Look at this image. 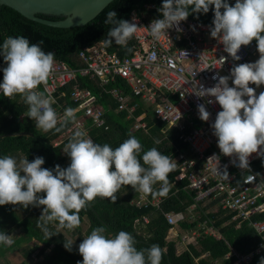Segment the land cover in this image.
<instances>
[{"label":"clouds","instance_id":"obj_1","mask_svg":"<svg viewBox=\"0 0 264 264\" xmlns=\"http://www.w3.org/2000/svg\"><path fill=\"white\" fill-rule=\"evenodd\" d=\"M209 6L213 12L209 34L222 43L223 51L232 60L241 59L238 55L241 45H248L253 38L259 53L254 62L233 64L229 75L214 74L216 83L213 86L201 84L197 87L193 81L191 87L197 97H214L219 104L220 110L211 124L219 152L234 157L230 162L246 170L252 153L260 156L264 163V90L257 95L249 86L250 82L257 87L264 85V0H235L231 6L228 0H162L157 9L161 16L151 21L149 32L154 39H159L170 28L181 31L180 22L190 12L207 13ZM104 23L112 25L103 40L106 47L113 42L126 45L138 28L135 23L117 19L113 10L106 14ZM41 43H30L23 35L7 36L0 43V57L7 62L0 68L3 73L0 92L6 97L21 94L28 105L27 117L34 119L37 128L59 131L64 123L75 119L76 109L65 108L58 125L51 106L53 98L44 92L33 91L38 84L47 82L54 65V53L45 52ZM225 59L224 56L219 58L221 65ZM229 78L233 86H229ZM207 103H213V100L208 99ZM197 110L199 119L207 121L210 113L204 104H198ZM63 150L70 158L64 168L58 164L52 169L41 167L44 164L42 156L31 161L25 158L20 162L21 166H17L12 156H0V205L19 204L25 208L42 205L37 227L48 238L52 236L47 227L50 222L73 229L80 223L82 208L98 196L115 202L122 185H131L135 192L156 195L152 185L159 181L158 194L166 196L168 193V174L175 164L155 147L144 151L138 159L141 144L134 136L112 148L108 143L93 142L86 130L76 129ZM211 157L218 159L216 154ZM110 166L113 167L110 169ZM214 171L228 177L226 167L224 171H218V168ZM40 192L44 195H39ZM104 232L103 226L95 227L82 239L77 245L82 260L77 264H160L163 249L159 245L137 250L134 237L128 231L119 230L110 237ZM73 242L64 241V248L71 251ZM12 243L8 234L0 231V245ZM259 264H264V257L260 258Z\"/></svg>","mask_w":264,"mask_h":264},{"label":"built area","instance_id":"obj_2","mask_svg":"<svg viewBox=\"0 0 264 264\" xmlns=\"http://www.w3.org/2000/svg\"><path fill=\"white\" fill-rule=\"evenodd\" d=\"M228 2L233 4L235 0ZM146 8L153 10L156 6L150 4ZM152 20L136 11L132 12L128 21L135 23L138 28L126 45H120V49L126 52L124 56L118 51H110L100 41L78 53L79 66L76 68L54 59L47 82L38 84L33 91L44 92L53 98L51 106L56 112L58 125L65 108L76 109L75 119L54 145H66L76 129L86 130L87 136L96 143L93 130L109 128L106 110L99 101L104 95L111 97L110 108L115 112H126L127 119H134V128L137 130L148 132V117L153 124H165L162 133L166 135L169 131H176L179 140L187 144L190 157L180 153L172 159L175 168L171 173L176 175L168 183L170 193L167 197L158 194L161 182L157 181L152 185L156 195L136 191L130 204L137 208L151 207L161 211L170 226L168 236L180 238L186 247L198 245L199 239L206 236L224 239L211 218H218L220 213L231 215L223 226L234 224L235 229H240L246 225L253 229L259 242L250 252L242 253L226 241L230 250L225 259L233 258L231 264H252L256 256L264 257V167L257 164L262 158L256 153L250 154V166L242 170L230 162L234 157L220 154L211 127L220 106L214 97H197L191 87L193 81L197 87L201 84L204 87L213 86L216 83L214 74L229 75L233 64L254 62L259 57L256 42L253 39L248 45H241L238 52L241 59L234 61L223 51L222 43L210 36L211 24L187 16L180 22L181 31L173 27L159 39H154L148 27ZM221 56L226 57L222 65L219 61ZM81 79L93 82L99 89V95L83 87ZM119 80L125 83L129 94L120 86L110 88ZM228 83L233 86L231 78ZM249 86L254 88L257 95L264 90V85L257 87L250 82ZM208 99H212L213 103H207ZM198 104H204L210 113L207 121L199 119ZM138 110L142 113L137 116ZM213 154L218 159L211 157ZM225 167L228 177L214 171L216 168L224 171ZM181 192H185L192 200L190 205L182 211L165 212L163 203ZM149 221L147 215L139 217L135 220V226L147 225ZM195 222L193 227H181L184 223L191 225ZM177 228L183 230L181 237ZM208 257L209 253H204L196 260Z\"/></svg>","mask_w":264,"mask_h":264},{"label":"trees","instance_id":"obj_3","mask_svg":"<svg viewBox=\"0 0 264 264\" xmlns=\"http://www.w3.org/2000/svg\"><path fill=\"white\" fill-rule=\"evenodd\" d=\"M161 3L162 0H114L88 24L68 29L46 26L28 20L14 9L0 5V43L7 36L16 35L27 37L30 43L42 41L40 47L45 52L52 51L54 59L64 61L69 66L76 68L79 66L78 53L86 46L103 41L108 29L112 27L111 24L104 23L106 14L109 11H115L117 19L128 20L133 11L138 12L139 15H145L148 19H154L161 16V13L157 11ZM150 4H155L156 9L147 10L146 6ZM229 5L232 4L229 3ZM38 16L47 20L63 19V17L42 14ZM188 16L191 19L212 25V6H209L207 13L193 14L190 12ZM253 39L255 40V38ZM107 47L110 51H118L121 56L126 55L125 50L120 49V45L114 42ZM6 64L7 62L0 57V66ZM2 77L0 73V80H2ZM81 84L99 95V89L95 87L93 82L88 79H81ZM113 86L123 87L129 94L125 83L122 81L119 80L117 83L110 85V88ZM99 101L106 110L109 128L108 130H93L92 134L96 143H108L112 148H115L129 136H134L141 144V153L138 154V159L144 151L153 147L157 148L162 154L169 156L171 160L180 153L190 157L187 144L179 140L176 131H169L166 135L162 133L165 124H153V121L148 117L146 120L149 130L145 133L143 130L134 128V119H127L126 112H115L113 108H110L111 97L109 95H104ZM69 104L73 106L72 103ZM27 108L28 105L25 104L21 94H17L12 98L4 96L3 93L0 95V156L9 155L13 158L22 156L29 161L36 156H42L44 164L41 167L52 169L57 164L61 168L66 167L70 163V158L66 153H62L65 144L55 146L54 142L70 126L71 122L64 123L59 131L53 129L46 132L37 128L34 119L32 120L25 115ZM141 113L142 111L138 110L136 115L138 116ZM140 162L143 165V161ZM257 164L258 166L262 164L260 167H264L261 159ZM143 166L147 167V165ZM111 167L113 166H110V169ZM175 175L176 173L171 172L168 174L169 183L173 181ZM40 194L44 195L43 192H40ZM167 195L164 197H167ZM116 196L115 202L98 196L80 210V223L73 228L74 234L78 235V244L93 228L103 226L106 237H110L119 230L131 233L137 250L146 249L152 244L159 245L163 249L160 264H215V261H220L221 264H231L233 258L224 259L230 250L227 242L242 253L250 252L259 242V237L253 229L246 225H243L240 229H235L234 224L223 226L231 218V215L220 213L218 218L213 217L211 219L224 239L217 240L211 236L202 237L198 241V246L189 245L187 250L178 254L176 243L167 240L170 226L161 211L151 207L137 208L131 205V200L136 196V192L131 185H122ZM191 202L192 200L188 198L186 193L181 192L166 200L162 207L165 212H178L185 210ZM40 214L41 210L32 205L26 208L21 207L19 204L6 203L0 205V231H5L8 236L15 229H21L22 231V235L16 238L11 245H0V258H4L8 251L18 248L27 259L32 256L43 257L41 261L34 264H77V261L82 260V256L78 253L77 246L74 243L71 246V251L66 250L63 246L64 241L71 240L59 228L65 232L72 229H66L59 226L57 222L52 221L47 225L49 234L52 235L48 238L37 227ZM145 215L149 216V223L135 226V220ZM85 220L88 221L89 226L84 236L81 227ZM196 223L191 225L184 223L181 227L187 229L195 226ZM24 243L29 248H25ZM48 250L49 252L46 253ZM204 253H209V257L197 261L196 258ZM261 257L256 256L252 264H259ZM21 264L28 263L22 262Z\"/></svg>","mask_w":264,"mask_h":264},{"label":"water","instance_id":"obj_4","mask_svg":"<svg viewBox=\"0 0 264 264\" xmlns=\"http://www.w3.org/2000/svg\"><path fill=\"white\" fill-rule=\"evenodd\" d=\"M114 0H0L28 20L55 28H74L94 20ZM63 17L47 20L38 15Z\"/></svg>","mask_w":264,"mask_h":264},{"label":"rangeland","instance_id":"obj_5","mask_svg":"<svg viewBox=\"0 0 264 264\" xmlns=\"http://www.w3.org/2000/svg\"><path fill=\"white\" fill-rule=\"evenodd\" d=\"M63 153H65V151L63 150L62 151ZM21 159V161L24 159L22 156L19 157ZM20 159H17L16 158V161L17 160H20ZM20 161V162H21ZM19 162V163H20ZM70 162V160H69ZM39 195L43 196V194H40ZM37 209L41 210L42 209V205L39 206V207H36ZM89 226V223L87 220H85V222L82 224V227H81V230L85 236V232L87 231V228ZM61 231H63L66 236L71 240V241H74L73 243L77 246L78 243H77V237L78 235L74 232H73V229L69 232H65L64 230H62L61 228H59ZM183 230L182 228H177V232L181 233ZM22 235V231L21 229H15L10 235H9V239H11L12 241H14L16 238H18L19 236ZM183 235V233L179 234V237H181ZM167 240H173L175 243H176V248L178 249V252H182L184 251L187 247L186 245H184L181 241H180V238H177L175 237V235H170L169 234V238H167ZM24 247L25 248H29V246L24 243ZM48 251H46V253H48ZM43 259V257L41 258H37L36 256H32L30 259H27L23 256L22 252L19 251L18 248H15L13 250H10L6 253L5 257L4 258H0V263L1 264H21L22 262H27L28 264H34L35 262H39Z\"/></svg>","mask_w":264,"mask_h":264},{"label":"crops","instance_id":"obj_6","mask_svg":"<svg viewBox=\"0 0 264 264\" xmlns=\"http://www.w3.org/2000/svg\"><path fill=\"white\" fill-rule=\"evenodd\" d=\"M16 158H17V157L14 158L15 161H16ZM17 159H20V158L18 157ZM20 161H21V159L16 161L17 166H21L20 163H19ZM21 174H22V173H21ZM167 238H169V236H168ZM169 241H173V240H169ZM196 246H198V245H196ZM176 249H177V248H176ZM187 249H188V247H187L185 250H187ZM185 250H184V251H185ZM182 252H183V251H182ZM182 252H181V253H182ZM177 253L180 254V252H178V249H177ZM196 259H197V258H196ZM204 259H205V258H204ZM224 259H225V258H224ZM215 264H221V262H220V261H215Z\"/></svg>","mask_w":264,"mask_h":264}]
</instances>
